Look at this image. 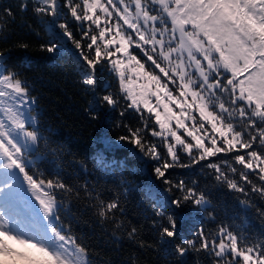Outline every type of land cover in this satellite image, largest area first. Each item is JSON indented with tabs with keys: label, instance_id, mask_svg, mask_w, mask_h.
<instances>
[{
	"label": "snow or ice",
	"instance_id": "6c2138e0",
	"mask_svg": "<svg viewBox=\"0 0 264 264\" xmlns=\"http://www.w3.org/2000/svg\"><path fill=\"white\" fill-rule=\"evenodd\" d=\"M18 8L21 14L30 9L40 31L23 15L21 27L47 36L41 52L68 51L65 39L74 46L72 54L82 62L80 83L94 94L93 119L101 109H116L122 100L128 102L125 110L139 113L143 127L124 125L128 135L119 140L156 161L155 177L167 186L165 191L178 193L171 201L174 210L166 213L163 205L156 209L166 223L153 225L161 242L175 245L177 264H183L190 251L203 254L211 264H264V238H252L227 224L207 233L201 226L195 239L176 243L185 207L209 219L214 215L197 180L188 184L167 175L171 168L208 161L202 165L211 170L206 175L239 194V204L255 208L264 221V209L256 207L252 195L264 200V0H32L31 6L25 0ZM15 22L11 7L0 6V43H7ZM15 47L30 45L17 41ZM133 47L146 61L129 51ZM8 53V48H0V264H95L64 220L70 209L61 196L71 198L74 189L58 176L49 179L29 170L40 144L50 145L39 128L37 97L27 79L9 67ZM98 65L118 78L122 95L106 90L95 96ZM125 68L146 79L139 93L130 87L131 77L126 83ZM153 123L159 131L148 128ZM146 130L160 138L166 158L156 143L145 139ZM181 130L183 135L178 134ZM50 151L55 154L57 149ZM233 152L237 154L230 158L209 159ZM93 207L102 223L126 231L142 248L153 247L139 239L135 226L126 229L118 222V213L124 212L119 197L97 198Z\"/></svg>",
	"mask_w": 264,
	"mask_h": 264
},
{
	"label": "trees",
	"instance_id": "16d2710c",
	"mask_svg": "<svg viewBox=\"0 0 264 264\" xmlns=\"http://www.w3.org/2000/svg\"><path fill=\"white\" fill-rule=\"evenodd\" d=\"M21 2L25 0H0V6H10L16 14V22L9 28L7 43H0V48L9 49V67L27 79L32 95L37 97L35 109L41 133L50 148L57 149L53 154L42 142L40 153L32 157L35 166L30 165L29 170L42 173L49 179L58 176L74 189L71 198L61 196V199H67L70 209L64 220L70 225L72 234L88 248L95 264H133V261L136 264H177L173 254L175 245L161 242L153 225L163 220L157 217L156 209L163 205L162 210L166 213L174 210L171 201L178 193L175 190L171 193L165 191L167 186L155 177L153 168L156 161L145 156L133 144L119 140L120 136L128 135L124 125L133 129L143 127L139 113L131 108L125 110L128 102L122 100L116 109H101L99 118L93 119L90 102L94 94L80 83L78 65L82 62H78L72 54L75 52L74 46L66 41L65 48L68 51L55 55L41 52L39 46L46 43L47 36L43 31L40 36H36L34 32L21 27L23 15L25 20L40 31L31 17L30 9L25 14L19 12L18 5ZM26 2L31 6L32 0ZM75 35L80 38L79 32ZM17 41L27 42L30 47L17 48ZM129 51L146 61L139 49L133 47ZM150 64V61L147 62L146 68ZM97 67L99 84L95 96L104 94L106 90L122 95L118 78L107 68L101 70L99 65ZM124 71L126 83L128 77H131L130 87L139 93L141 85L147 83L146 79L138 77L129 68ZM108 85L110 87L106 88ZM152 100L155 102V97ZM121 110H125L123 116ZM141 111H144L143 108ZM144 115L147 117L148 113L144 112ZM148 128L159 131L154 123ZM178 134L183 135L182 130ZM144 136L146 140L156 143L162 156L167 157V150L162 146L160 138L152 137L147 130ZM236 154L229 153L226 157L220 153L209 159L219 161ZM181 155L187 161V155ZM207 162L201 161L191 168L175 167L167 172L168 178L176 182L183 179L191 184L197 180L199 189L205 191L211 201L210 210L214 215V219H209L206 213L190 206L185 207L180 213L176 243H181L183 239H195L201 226L207 233L215 230L219 224L230 225L234 230L244 231L252 238H264V221L255 208L241 206L237 199L239 194L210 179L206 173L211 170L202 169V165ZM236 179L239 180V177ZM252 195L256 207L264 209V200ZM116 197H119L124 209L123 213H118V222L122 221L126 229L135 226L139 239L145 245H153L152 248L140 247L139 243L127 238L126 231H116L111 222L100 221L93 207L97 198L108 201ZM163 222L166 223V220ZM182 259L183 264H211L203 254L197 256L191 251Z\"/></svg>",
	"mask_w": 264,
	"mask_h": 264
},
{
	"label": "water",
	"instance_id": "95a60500",
	"mask_svg": "<svg viewBox=\"0 0 264 264\" xmlns=\"http://www.w3.org/2000/svg\"><path fill=\"white\" fill-rule=\"evenodd\" d=\"M63 42H64V44L66 45V41L64 40ZM105 143H106V142H105Z\"/></svg>",
	"mask_w": 264,
	"mask_h": 264
}]
</instances>
